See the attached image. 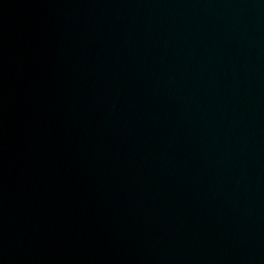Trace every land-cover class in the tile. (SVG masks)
<instances>
[{
	"label": "water",
	"instance_id": "1",
	"mask_svg": "<svg viewBox=\"0 0 264 264\" xmlns=\"http://www.w3.org/2000/svg\"><path fill=\"white\" fill-rule=\"evenodd\" d=\"M0 264H264V0H0Z\"/></svg>",
	"mask_w": 264,
	"mask_h": 264
}]
</instances>
